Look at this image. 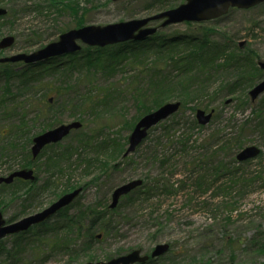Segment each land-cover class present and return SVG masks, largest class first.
<instances>
[{
    "label": "rangeland",
    "instance_id": "rangeland-1",
    "mask_svg": "<svg viewBox=\"0 0 264 264\" xmlns=\"http://www.w3.org/2000/svg\"><path fill=\"white\" fill-rule=\"evenodd\" d=\"M185 2L0 0V7L7 9L0 17V42L6 36L15 38L11 47L0 48V58L38 51L72 29L143 19ZM161 24L155 21L152 26L165 36L207 37L217 51L218 66L210 64L204 74L196 71L198 77L170 91L173 98L169 102L179 101L182 108L150 128L127 157L123 154L129 136L144 116L139 118L142 109L127 92V85L141 80L133 73V63L115 71L89 72L76 67L72 76L58 70L29 72L31 85L24 89L21 79L14 77L9 84L0 76V177L31 169L35 176L33 181L15 178L1 184L0 213L17 222L82 188L69 205V215L93 207L106 211L112 225L108 230L95 226L101 238L92 241L88 223L83 221L80 231L67 230L59 218L39 238L29 234L15 240L17 234H10L2 239L14 254L6 264L107 262L137 249L150 254L160 244H169L170 249L151 258L155 264H264V255L256 251L253 240L264 234V92L254 102L249 94L264 79L259 66L264 61V2L247 9L232 8L211 21L164 28ZM82 46L81 53L87 47ZM69 56L54 58V66L66 63ZM5 64L12 63L0 66ZM17 64V71L27 66ZM236 64H243L245 70ZM66 81L72 89L66 88ZM59 87L65 90L56 97L53 89ZM178 94L189 99L186 105ZM50 104L55 108L47 111ZM199 109L215 110L207 125L198 123ZM41 110L44 115L39 114ZM77 121L80 128L34 157L35 137ZM9 146L19 149L9 152ZM247 146L259 148L260 153L238 162V153ZM49 158L58 167H52ZM237 168L247 174L246 182L251 185L247 192L226 174ZM205 176L210 177L208 188L198 186ZM134 180H143V185L110 210L114 190Z\"/></svg>",
    "mask_w": 264,
    "mask_h": 264
},
{
    "label": "trees",
    "instance_id": "trees-1",
    "mask_svg": "<svg viewBox=\"0 0 264 264\" xmlns=\"http://www.w3.org/2000/svg\"><path fill=\"white\" fill-rule=\"evenodd\" d=\"M79 55L81 56L79 57ZM69 58V61L61 65L55 64L56 66H54L56 60L50 59L44 61L43 63L28 65L19 71L16 70L19 69L17 68V65H1L0 67H4L3 70H5V72L1 71L2 73H0V76L7 79V83L9 84H11V79L14 77L21 79L20 88L24 89L26 86L29 87L31 85V81L28 80L27 76L29 72L34 73L35 71L39 73H49L53 71H61V73H65L66 76H68V74L72 76V72H74L76 67L87 69L89 72H99L100 69L107 70L108 68L115 71L116 68L120 67L121 65H129L133 63L131 65L133 68H135L133 69V73H137L136 76H139L143 81L141 82L140 80L138 84L137 81L136 83L127 85V92L130 93L134 99H137V103L143 112L142 114H140V118L146 113L154 111L155 109L164 105L165 103H167V101L169 102V100H171L170 98L173 96L170 94V91L184 85L185 80L188 79L192 81L193 77H198L196 71H200L204 74L205 71H209L205 68H207L210 64H215L214 67L216 68L218 66L217 51L212 46L207 37L204 40L203 37L199 38L197 36L169 37L159 33H156L154 36H149L143 40H131L128 42L120 43L118 45H112L103 48L86 47L83 53L79 52L77 54L70 55ZM243 66V64H236V67L238 69H242ZM54 73H52V75ZM156 77H159L160 80ZM133 78L134 76L130 78V81ZM151 78L153 80H151ZM67 82L68 81L64 83L66 85V88L68 87L69 89H72V86H67ZM154 82L157 83L154 84ZM64 90L65 89L59 87L54 88L53 92L56 97H59L62 95ZM180 95L181 94H178V99H181L183 104L186 105L189 99H182L181 97H179ZM148 103L150 106H146ZM49 107L50 109L47 111L55 108L54 104H50ZM0 110L2 111V107H0ZM44 112L45 111L41 110L39 111V114L44 115ZM11 146L8 147L9 152L19 149V147L17 146ZM105 149L107 150V148ZM120 152L121 149L116 152L117 154H113L110 157L114 158ZM1 156L2 155L0 154V157ZM48 162H52L51 158L48 159ZM57 165L58 163L55 162L52 164V167H58ZM103 165L105 166V164ZM226 174L230 176L229 179L231 180V182L237 183L241 189H244L246 192L248 191L249 186L251 185L246 182V172L241 173V170L237 168L234 171H228V173ZM208 178L210 177L205 176L204 181L201 183L199 182L198 186L204 185L205 188H208ZM19 182L27 183L21 180H19ZM46 187L48 189L50 186L46 185ZM223 187H225V185ZM71 207L72 206H69L61 210L55 217L59 218L61 223H63L62 227L67 230L76 228L78 229V231H80L81 225L83 224L82 222L84 221L88 223V230L90 233L88 237L90 241L98 237L94 232L95 226L100 225V228L105 230H108V227L112 226L107 219L108 215H106V211L99 212L93 207H87L85 208V210L79 211L80 215L71 216L69 215ZM57 222L58 220L53 223L52 220L46 221L41 225L30 229L26 233L17 235L16 237H14V239H22L24 236L29 234L39 238L43 234L46 235L48 233V227H50V225L52 224L54 225L59 223ZM65 223L67 225H65ZM54 228L55 227L51 226L52 230ZM253 240H255L256 242L255 245H257L256 251L259 254L264 255V234ZM12 254L13 253H11V251L7 248L6 241L0 240V260H4L2 262L0 261V264H6L8 260L14 258V254ZM144 264L155 263L154 260H149Z\"/></svg>",
    "mask_w": 264,
    "mask_h": 264
},
{
    "label": "water",
    "instance_id": "water-1",
    "mask_svg": "<svg viewBox=\"0 0 264 264\" xmlns=\"http://www.w3.org/2000/svg\"><path fill=\"white\" fill-rule=\"evenodd\" d=\"M263 2L264 0H186L184 4L176 8L162 11L147 18L132 19L105 26L87 25L72 29L61 34L59 41L52 42L38 51L29 54L19 53L3 57L0 58V63L25 62L31 64L66 54L76 53L82 49V44L91 47H105L129 40H140L158 31V27H148L149 24L155 21H161L162 24L160 27L162 28L183 22L211 21L226 15L231 8L247 9ZM6 14L7 9L0 7V17ZM14 42L15 38L13 36H6L1 40L0 48L5 49L11 47ZM259 66L264 70V61L260 62ZM263 92L264 79L250 90L249 94L251 95L252 101H256ZM180 108L181 102H169L162 105L157 110L143 116L135 125V128L129 136V145L124 156L126 157L136 150L147 137L150 128L167 119ZM213 115L214 110L207 113L205 110L199 109L197 111L198 122L201 125H207L213 118ZM81 126V122H72L67 125L63 124L57 126L38 135L33 140L32 152L34 157L38 156L45 146L62 140L71 130L80 128ZM259 153V148L247 146L238 153L237 159L239 161H246L256 157ZM15 178L33 181L35 180L34 171L21 170L6 177H0V186L2 183L8 184L13 182ZM142 183V180H134L116 188L112 195L110 208H116L121 197L129 194L131 191L141 186ZM82 190V188H78L67 193L43 211L27 216L17 222L8 223L3 214L0 213V240L10 234L27 231L31 227L49 220L57 211L73 203L74 200L79 197ZM169 249V244H160L156 246L151 257L155 258L162 256L167 253ZM149 259V255H144L142 250L137 249L107 262H89L87 264H138L145 263Z\"/></svg>",
    "mask_w": 264,
    "mask_h": 264
},
{
    "label": "bare ground",
    "instance_id": "bare-ground-1",
    "mask_svg": "<svg viewBox=\"0 0 264 264\" xmlns=\"http://www.w3.org/2000/svg\"><path fill=\"white\" fill-rule=\"evenodd\" d=\"M65 208H67V206L66 207H64V209ZM59 213V211H57L53 216L55 217L57 214ZM30 216V215H29ZM56 218V217H55Z\"/></svg>",
    "mask_w": 264,
    "mask_h": 264
}]
</instances>
